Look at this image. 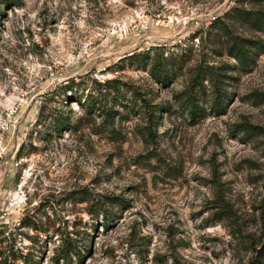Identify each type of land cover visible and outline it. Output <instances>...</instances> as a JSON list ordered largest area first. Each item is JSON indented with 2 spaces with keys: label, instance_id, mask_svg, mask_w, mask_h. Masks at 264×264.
<instances>
[{
  "label": "rangeland",
  "instance_id": "1",
  "mask_svg": "<svg viewBox=\"0 0 264 264\" xmlns=\"http://www.w3.org/2000/svg\"><path fill=\"white\" fill-rule=\"evenodd\" d=\"M255 19L264 0H0V264H66L65 241L81 250L73 264H252L264 247ZM156 48L176 69L167 84L120 62ZM73 80L86 95L117 80L127 106L110 102L106 121L66 103L56 91ZM45 105L77 127L44 134Z\"/></svg>",
  "mask_w": 264,
  "mask_h": 264
},
{
  "label": "trees",
  "instance_id": "2",
  "mask_svg": "<svg viewBox=\"0 0 264 264\" xmlns=\"http://www.w3.org/2000/svg\"><path fill=\"white\" fill-rule=\"evenodd\" d=\"M256 24L262 23L264 25V20L259 21L255 19ZM264 27V26H263ZM254 43V46L258 48H264L261 42H250ZM161 48V47H160ZM160 48L152 49L147 52L134 53L130 56L122 58L120 62L130 61L135 63H140L144 67L149 68V74L161 84H167L171 80L176 72V69L173 68L174 65H170L169 59L164 57L163 53H158ZM230 53H232L241 63H245L249 58V50L245 49L244 46L240 43L234 42L230 48ZM119 81L117 80H107L102 82H96L97 88L96 93L85 94V90L80 93L81 82H76L75 80L69 82L58 88L56 93H59L58 96H61L65 99L66 103H78L80 107H85L89 111H98L103 114V116L109 121L113 117V111L109 107L110 102H120L118 105L127 106L121 98L123 93L121 92V87L119 86ZM137 91L134 93L136 94ZM141 100V99H140ZM136 101V100H135ZM66 103L63 104L66 105ZM143 106L146 108H151V105L142 99ZM51 110L47 106H42L40 115L35 124L36 127L42 126L44 128L43 133L50 136L54 134H61L65 129H75L76 124L70 122L64 112H58L59 110ZM50 112V113H49ZM150 116H154L151 112ZM113 202V200H112ZM60 254L57 258V262L60 259L64 260L66 264H73V258L77 256L81 260V250L79 246H74L71 241L63 242ZM261 257H264V247L258 251V257L252 264H264L261 261Z\"/></svg>",
  "mask_w": 264,
  "mask_h": 264
}]
</instances>
